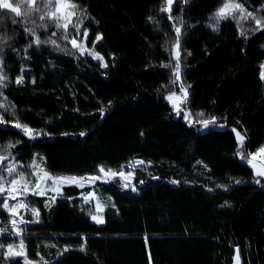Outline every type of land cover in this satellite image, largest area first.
Masks as SVG:
<instances>
[{"label":"trees","instance_id":"obj_1","mask_svg":"<svg viewBox=\"0 0 264 264\" xmlns=\"http://www.w3.org/2000/svg\"><path fill=\"white\" fill-rule=\"evenodd\" d=\"M10 2L22 13L55 6L53 0ZM70 2L74 14L66 30L47 20V28L39 27L40 13L30 14L40 39L56 45H35L26 32L31 22L0 9V75L6 77L0 183L16 175L5 171L7 160L16 161L17 176L29 177L35 155L52 174L75 176L131 159L144 164L135 170V190L117 182L95 187L102 225L91 221L94 206L81 196L87 189L63 187L50 208L43 198L24 196L41 212L25 229L27 258L37 264H230L239 246L243 264H264V186L237 157L264 145V28L247 15L264 17V0H174L170 11L166 0ZM226 2L247 11L218 18ZM175 27L181 28L180 77L192 119L215 116L220 129L176 118L166 101L177 90ZM85 29L87 45L104 65L72 48L71 39ZM18 75L23 83H16ZM9 121L43 134L30 140ZM233 129L245 136L243 143ZM5 197L0 193V264H25L24 256H4L7 245L18 242L2 207Z\"/></svg>","mask_w":264,"mask_h":264},{"label":"snow or ice","instance_id":"obj_2","mask_svg":"<svg viewBox=\"0 0 264 264\" xmlns=\"http://www.w3.org/2000/svg\"><path fill=\"white\" fill-rule=\"evenodd\" d=\"M35 3H36V0H27V4L30 6H34ZM173 3H174V0H168L169 6H171ZM50 7H51V5H49V4H45V6L43 8L29 7L27 11L22 13L20 5L11 3L10 0H0V9L10 10L11 12L17 14L18 16L23 15L25 17L26 23L31 22L32 26L28 27L26 29V32L28 34H30L31 37L34 38L33 42L37 46H39L41 44H48V43L56 45L57 41L55 39H52L51 41H49L48 39H45L42 41L40 39V37L37 35V32H36V28L38 25L36 24L35 21H31V19H30L31 13H33V12L40 13L39 27L47 28L48 24L45 23V20H47L48 22L55 24V27L57 29L63 27L65 30L68 29L69 24L71 23V17L74 14L73 12L69 11V9L74 7V5L70 2V0H56L54 9L51 11H48L47 9ZM237 10H239V12L241 14H244L247 11L244 8L243 4L235 3V2H226L220 8L217 9V15H218V18H225L228 16H232ZM169 11H170V8H169ZM247 15L251 16L255 19L256 25H258L260 28H264V17L256 18V14L251 13V12L247 13ZM169 18L171 19V17H169ZM3 20H4V17L0 16V22H2ZM61 20L64 21L63 25H61V23H60ZM180 23L183 24L182 19L180 20ZM73 27H75L77 30H79L80 25H79V23H76L75 25H73ZM212 27L216 28L217 24H213ZM255 30H257V29H253V31H255ZM175 33H176V42L173 45V55L176 58V62H175V66L172 68V71L176 74V79H179L180 78V51H179V48H180L181 28L175 27ZM241 34L246 35V33H244L243 31L241 32ZM53 35H55V33H53ZM87 35H88V31H87V29H85V31H84L85 39H87ZM63 38H64V40H67L68 36L64 35ZM4 39H8V37L5 36ZM100 39H101V35L97 34L96 40H100ZM71 44L74 48L79 49V51L81 53H84L86 51L85 46L78 43V41L75 37H73L71 39ZM26 47H27V45H26ZM64 50L65 49H60V51H64ZM90 54L95 59H100V60L103 59L101 57V54L98 52H90ZM261 67H262V69H264V65H262ZM261 78L264 79V71H261ZM4 79H6V77L0 75V84L3 83ZM33 82H34V80H33ZM16 83H18V84L23 83V76L22 75H18L16 77ZM180 91L182 93V96H178L175 92H169L167 95V99L171 102V104L174 107H176L177 111L180 110L181 103L188 96V92L183 86H181ZM109 104H111L110 101H109ZM104 111L105 110L103 108L100 109L101 116H103ZM184 119L188 120L189 123H191V121L189 120V116L187 114L184 115ZM216 120H217V118L215 116H212V117H209L208 119L200 120L198 123L201 124L202 126L207 127L211 123L216 122ZM9 122L12 123L15 128L20 129L23 132V134L30 140H34L43 134L41 132L35 131L28 124H20L18 121H9ZM4 123H5V121L3 120V116L0 115V126H2ZM233 131L235 132V136H236V140H237L238 144L243 143L244 140L246 139L245 136H243L241 134V132L236 130V129H233ZM85 134H86L85 132L79 133V135H81V136H84ZM258 153H264V145H262L256 151H252L249 153L250 158L247 159V164L251 166V168L254 170V172L257 176L264 177V164H258L257 160L255 159L257 157ZM3 160H4V157L0 156V162H2ZM14 169H15V164H13V163H11V161H9V167H8L7 171L9 173H11L14 171ZM100 171L102 173H104L103 176L92 175V176L87 178V183L93 184L97 180H101V181L106 182L107 180L114 179L116 176H119V177H121V179L123 181V184H122L123 188H128L130 186L129 177H131L133 175L131 172H129V173H125L124 171L111 172V170H105L103 168V166H100ZM22 175L23 174L21 173V176ZM37 175H38V179L36 181V185L34 188L29 187L28 183H24L22 181H19L18 179H12L10 187L6 186L4 183H0V193H3V192H5V190H7V197H5L2 207L13 217L11 220L12 228L15 231V233L18 235L24 231V228L21 225H25L27 223H30L29 221H25L23 219V217L20 218L19 222L17 221V219H15L16 216L20 215L19 209L25 208L26 205L23 202H20L18 205L13 204L10 206L8 203V198L14 199L16 195H20L21 193L27 194L28 192H32V193L37 194V195H44L46 193V191H48V189L41 187V181L46 182L47 179L49 178V173L44 172L42 176H40L39 174H37ZM51 179L54 182L63 180L67 184H79L80 187H84L86 178L83 176H81V177L69 176V177H51ZM174 182H176V181H174ZM133 190H135L134 186H133ZM51 191L56 193L57 195H59L62 191V185L57 183L56 186L51 189ZM57 195L52 196V200H55L57 198ZM93 195H94L93 192L88 193L89 197H92ZM97 208L98 209L100 208L99 203L97 204ZM38 214H39V209H33V215L38 216ZM91 219L97 223H104L105 222L103 216L92 215ZM0 231H2V230H0ZM238 251H239V246H236V252L238 253ZM16 255L24 256L25 257V264H37L36 261L29 260L27 258L26 251H25V243H24L23 239L20 240L19 250L15 249L12 244H8L7 245V251L4 252L5 257L16 256Z\"/></svg>","mask_w":264,"mask_h":264},{"label":"rangeland","instance_id":"obj_3","mask_svg":"<svg viewBox=\"0 0 264 264\" xmlns=\"http://www.w3.org/2000/svg\"><path fill=\"white\" fill-rule=\"evenodd\" d=\"M53 1L56 3V0H53ZM235 3H239V2H235ZM166 6L168 7V0H166ZM69 11L73 12L72 8L69 9ZM72 17H71V19H72ZM60 23H61V25H63L64 21L61 20ZM77 41H78V43H80L81 45L85 46V48H86V51L84 53H81L79 51V49L74 48L72 46L71 41H70V44H71L72 48L75 49L77 54L89 56L92 59H94L95 61H99L102 65H104V62H105L104 59H102V60L95 59L90 54V52H96V51L94 50V47H91V46L87 45V42H86L84 34H83V36L80 39H77ZM0 66H1V61H0ZM176 82H177V90L175 91V93L178 96H182V93L180 91L181 86H183L188 92V87H187V85L185 83H183L181 77L179 79H176ZM187 99H188V96L181 103L180 110L177 111L176 107H174L171 104V102L167 99V96H166V101L171 106L172 111H173V113H174L176 118H179V119H181L182 121H184V122H186L188 124L195 125V126H198L200 129H203L205 126H202L201 124L194 122V120L192 119V116H191L190 111L188 109ZM185 114H187L189 116V120L191 121V123H189L188 120L184 119V115ZM209 126H214L213 128H215L216 127V122L211 123ZM221 127L222 126L219 125L216 128L220 129ZM237 157H238V159L241 162H243L245 164H247V159L250 158L249 153H244L243 151H239L238 154H237ZM255 159L257 160L258 164H264V153H258L257 157ZM9 161H11V163L15 164V169H17L16 161H14L12 159H9L4 164V168H5L6 172H8L7 169L9 167ZM143 164H144V162L141 159H131L127 163H125L124 165H122L119 168H106V167H103V168L105 170H111V172H120V171H124L125 173L131 172L133 175L131 177H129L130 186L128 188L129 189H133V186H134L133 178H134L135 170L138 169V168H142ZM248 166L251 168L250 165H248ZM15 169H14L13 173L16 174V175H15V177L13 179H18L19 181H22L24 183H28V186L29 187H33V188L35 187L36 181L38 179V175L37 174L42 176L44 172L49 173V178L47 179V181L46 182L41 181V187L48 189V191H46V193L44 195H37V194H34L32 192H28L27 194L21 193L20 195H16L15 198H14V199H16V203H14V204L18 205L20 202H23L26 205L25 208H20L19 209L20 215L16 216L15 219H17V221L19 222L20 218L23 217V219L25 221H29L30 222V223H27L25 225H21L24 228V231L21 234H19V235L16 234L15 231L13 230V235H15L16 238L18 239L17 244L13 245L14 248L17 249V250H19L20 240L23 239V236L26 234V230L25 229L30 224L38 223V221L40 220V214H41L40 209L36 205H31L30 203L24 202V200H22V198L24 196H32V197H35V198H43V202L42 203H43L44 207L50 208V206L55 204V200L58 199L60 197V194H61L60 193L59 195H57L56 193L51 191V189L53 187H55L57 183L62 185V188L65 187V186H75V187L80 188V189H87V190L83 191V193L81 195L83 200L86 201V202H89V201L92 202V204L94 206V214L93 215L102 216L103 206H102L101 202L99 201V196L97 194V191H96L95 187L98 186V184H105L106 185V184H110V183H113V182H117L120 186H122V184H123V181H122L121 177H119V176H116L114 179L107 180L106 182L105 181H101V180H97L93 184H88L87 183V178L88 177H90L92 175H96V176H103L104 175V173H102L100 171V167H98L97 171L94 174H89V175H84L83 176V177L86 178L84 187H80L79 184H67L63 180L54 182L51 179V177H69V176H75V175L52 174L51 172H49L45 168L44 161H43L42 157H40L39 155H35V157H34V161H33L32 165L30 167V175H29V177L24 176V174L22 176H21V174L17 176V173H15ZM253 172H254V170H253ZM254 174H255V172H254ZM255 176L257 177L256 183L258 182L260 185L264 186V177H259L256 174H255ZM77 177H81V176H77ZM6 186L10 187L11 186V181L8 184H6ZM89 192H93L94 195L92 197H89L88 196ZM3 194H5L6 197H7V190H5V192H3ZM54 195H57V198L55 200H52V196H54ZM10 199H13V198H10ZM98 203L100 205L99 209L97 208V204ZM9 205L11 206L13 204L9 203ZM33 209H39L38 216H34L33 215ZM29 216H31V219L29 218ZM91 216H90V218H91ZM12 218L13 217L11 216V220H12ZM91 221L94 222L97 225H102L103 224V223H97V222L93 221L92 219H91ZM11 226H12V224H11ZM6 251H7V249H6ZM9 257L10 258H18V257H23V256L16 255V256H9Z\"/></svg>","mask_w":264,"mask_h":264},{"label":"water","instance_id":"obj_4","mask_svg":"<svg viewBox=\"0 0 264 264\" xmlns=\"http://www.w3.org/2000/svg\"><path fill=\"white\" fill-rule=\"evenodd\" d=\"M171 7H172V5L169 6V4H168V10H169V8L171 10ZM230 264H243L240 250L237 253L236 248L234 249Z\"/></svg>","mask_w":264,"mask_h":264}]
</instances>
